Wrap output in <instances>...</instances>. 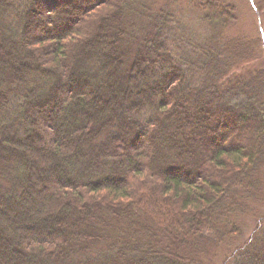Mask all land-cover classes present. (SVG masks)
Here are the masks:
<instances>
[{
    "label": "trees",
    "instance_id": "obj_1",
    "mask_svg": "<svg viewBox=\"0 0 264 264\" xmlns=\"http://www.w3.org/2000/svg\"><path fill=\"white\" fill-rule=\"evenodd\" d=\"M248 1L0 0V264H264Z\"/></svg>",
    "mask_w": 264,
    "mask_h": 264
},
{
    "label": "rangeland",
    "instance_id": "obj_2",
    "mask_svg": "<svg viewBox=\"0 0 264 264\" xmlns=\"http://www.w3.org/2000/svg\"><path fill=\"white\" fill-rule=\"evenodd\" d=\"M248 2H249L248 0H235L236 11H237V13L235 11V14H237L238 16L236 15V18H237L236 22L229 29L230 30L229 34L237 35V34L248 33L251 37H256L257 31L258 33H261L259 30V25H258L259 18L257 17V14L255 13L253 14L251 12V8ZM256 54L259 55L262 59L261 54H259L258 52ZM259 56L251 64L250 63L246 64L249 69H254L255 68L254 65H258ZM259 61L262 62V64L264 62L263 60H259Z\"/></svg>",
    "mask_w": 264,
    "mask_h": 264
},
{
    "label": "water",
    "instance_id": "obj_3",
    "mask_svg": "<svg viewBox=\"0 0 264 264\" xmlns=\"http://www.w3.org/2000/svg\"><path fill=\"white\" fill-rule=\"evenodd\" d=\"M258 17V16H257ZM259 18V17H258ZM258 25H259V30H261V28H260V22H259V20H258Z\"/></svg>",
    "mask_w": 264,
    "mask_h": 264
}]
</instances>
